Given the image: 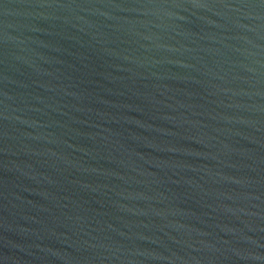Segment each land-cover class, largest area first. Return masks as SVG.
<instances>
[{"label": "water", "instance_id": "95a60500", "mask_svg": "<svg viewBox=\"0 0 264 264\" xmlns=\"http://www.w3.org/2000/svg\"><path fill=\"white\" fill-rule=\"evenodd\" d=\"M0 264H264V0H0Z\"/></svg>", "mask_w": 264, "mask_h": 264}]
</instances>
